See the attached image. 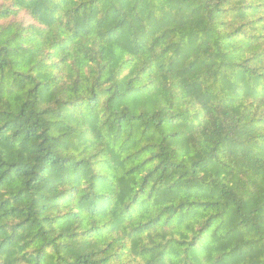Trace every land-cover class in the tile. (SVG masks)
<instances>
[{"label": "trees", "instance_id": "obj_1", "mask_svg": "<svg viewBox=\"0 0 264 264\" xmlns=\"http://www.w3.org/2000/svg\"><path fill=\"white\" fill-rule=\"evenodd\" d=\"M0 264H264V0H0Z\"/></svg>", "mask_w": 264, "mask_h": 264}]
</instances>
